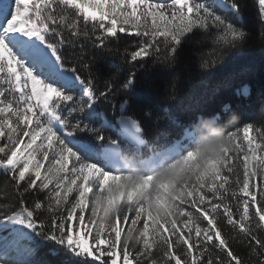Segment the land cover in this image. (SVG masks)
Returning <instances> with one entry per match:
<instances>
[{"label":"snow or ice","instance_id":"obj_1","mask_svg":"<svg viewBox=\"0 0 264 264\" xmlns=\"http://www.w3.org/2000/svg\"><path fill=\"white\" fill-rule=\"evenodd\" d=\"M253 6L256 32L244 0H0V264H264V124L206 98L175 110L183 60L203 80L264 44ZM156 71L162 103L129 111ZM206 112L217 158L218 139L196 146Z\"/></svg>","mask_w":264,"mask_h":264},{"label":"trees","instance_id":"obj_2","mask_svg":"<svg viewBox=\"0 0 264 264\" xmlns=\"http://www.w3.org/2000/svg\"><path fill=\"white\" fill-rule=\"evenodd\" d=\"M244 2L249 6L244 13L245 22L249 29L256 32L259 27V12L253 6L254 0ZM212 48L213 45L209 41L207 47L203 49V53L209 59L213 57ZM197 65L198 55L191 56L181 63V100L175 109L178 113H183L189 106H195L202 98H206L210 107L218 109L221 104L227 102L237 108L242 114L241 125L245 122L264 124V44L255 40L250 42L244 51L230 54L209 77L203 80L197 74ZM167 79V73L162 71L149 74L147 80H142L137 85L129 111L140 112L148 107H158L162 103ZM244 84L249 86L248 95L238 96L236 93ZM217 88L219 90L213 96V90ZM205 115L207 117L210 112H206ZM216 127L214 124L201 125L197 132L199 135L211 137ZM243 137L244 133L241 131L240 140L236 143L241 141L244 143ZM248 137L253 143H260L257 131L250 129ZM256 183L259 186L258 178ZM87 239L91 243V236ZM233 247L241 256L248 255L247 249L240 247L238 242L234 243ZM47 258L52 264H57V257Z\"/></svg>","mask_w":264,"mask_h":264},{"label":"clouds","instance_id":"obj_3","mask_svg":"<svg viewBox=\"0 0 264 264\" xmlns=\"http://www.w3.org/2000/svg\"><path fill=\"white\" fill-rule=\"evenodd\" d=\"M232 122V118L229 117V120L226 121L225 123H230ZM201 124H203L204 126H207L209 124H214L217 125L216 128H214V134H212L211 137H206L209 140H219L220 141V145L217 146V150L214 152H209V153H205V155L209 158H217L220 154L219 152V148L222 145H226L227 144V137L225 134V129L222 125H218L215 123V118L214 117H204L202 121H200ZM196 125H193V127H195ZM201 141L198 140L197 141V147L200 146Z\"/></svg>","mask_w":264,"mask_h":264},{"label":"rangeland","instance_id":"obj_4","mask_svg":"<svg viewBox=\"0 0 264 264\" xmlns=\"http://www.w3.org/2000/svg\"><path fill=\"white\" fill-rule=\"evenodd\" d=\"M243 89H244V87L242 86L238 91H242ZM247 89H248V92H249V87H247ZM201 125H202V124L199 122L198 124H196L195 127H193V130L196 132V135H197V140H200L201 138H206V137H207V136H202V137H199V136H198L197 129H198V127H200ZM248 140H250L249 137H248ZM248 140H244V145H245V146H247V144H248ZM256 144H257V143H253V147H255ZM257 155H260V153L257 152Z\"/></svg>","mask_w":264,"mask_h":264}]
</instances>
